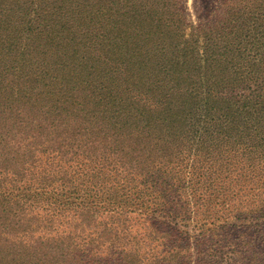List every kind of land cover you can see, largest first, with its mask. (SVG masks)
I'll list each match as a JSON object with an SVG mask.
<instances>
[{
	"label": "trees",
	"instance_id": "1",
	"mask_svg": "<svg viewBox=\"0 0 264 264\" xmlns=\"http://www.w3.org/2000/svg\"><path fill=\"white\" fill-rule=\"evenodd\" d=\"M0 0V264H264V0Z\"/></svg>",
	"mask_w": 264,
	"mask_h": 264
},
{
	"label": "rangeland",
	"instance_id": "2",
	"mask_svg": "<svg viewBox=\"0 0 264 264\" xmlns=\"http://www.w3.org/2000/svg\"><path fill=\"white\" fill-rule=\"evenodd\" d=\"M217 0H182L185 18L192 24L208 20L214 15Z\"/></svg>",
	"mask_w": 264,
	"mask_h": 264
}]
</instances>
